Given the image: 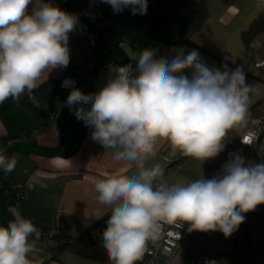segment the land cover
I'll return each instance as SVG.
<instances>
[{
    "label": "clouds",
    "instance_id": "1",
    "mask_svg": "<svg viewBox=\"0 0 264 264\" xmlns=\"http://www.w3.org/2000/svg\"><path fill=\"white\" fill-rule=\"evenodd\" d=\"M101 2L114 13L129 8L132 15H145L148 8V0ZM78 22L48 0H0V103L31 93L46 73L69 65V34ZM132 59L135 69L131 63L111 66L98 92L73 87L66 100L76 119L93 129L92 140L137 170L132 177L114 172L95 181L98 202L111 209L102 239L113 264H136L164 224L229 237L244 222V213L264 204V163L246 164L239 154H231L222 174L186 185L154 188L163 170L159 164L146 167L162 141L173 154L202 163L224 150L228 131L246 125L249 94L255 91L243 68L209 67L195 49L170 59L145 49ZM189 69L191 77L184 74ZM73 84L65 80L62 87ZM16 163L0 149V170L13 172ZM9 212L12 219L0 226V264H33L29 237L39 239L40 232L15 207Z\"/></svg>",
    "mask_w": 264,
    "mask_h": 264
},
{
    "label": "crops",
    "instance_id": "2",
    "mask_svg": "<svg viewBox=\"0 0 264 264\" xmlns=\"http://www.w3.org/2000/svg\"><path fill=\"white\" fill-rule=\"evenodd\" d=\"M84 1L94 13L108 19V31L92 47L78 22L76 30L69 34V65L42 77L39 86L42 102L51 105L59 81L85 63L104 65L85 92L89 94L98 92L107 82L111 66L131 63L135 69L137 61L132 57L145 49H154L156 58L166 59L187 55L195 49L209 67L227 64L230 69L243 68L246 83L255 89L249 94L248 115H264V0H148L145 15H132L129 8L114 13L101 0ZM48 2L73 14L63 0ZM31 8L30 5L29 12ZM184 74L191 77V70H185ZM70 92L62 91L61 95L68 97ZM22 97H10L0 103V149L6 156L17 159L13 172L0 170L1 175H8L9 183L8 189L0 188V226H6L12 219L9 208L13 207L15 184L19 182L24 187L21 215L62 239L77 240L111 212L98 202L95 181L114 172L132 177L137 170L115 161L114 150H105L92 140L93 129L77 120L74 111H60L42 136L8 143L25 132L47 126L46 118ZM83 107L90 109L91 105ZM224 143L225 148L218 156L202 163L179 151L173 154L169 143L162 141L155 157L146 163L149 168L159 164L163 170L153 187L160 183L186 185L201 178L211 179L222 174L231 154L241 155L246 164L264 163V136L248 148L240 143V130L234 128L228 131ZM262 212L264 204L258 205L249 223L238 227L231 236L210 238L211 249L200 255L192 251V245L209 237L207 232H191L185 259L208 256L222 264L221 259L228 254L230 258L236 256L233 252L249 246L255 226L253 214ZM29 242L34 244V252L29 254L33 264H113L91 261L67 249L50 259L51 250L46 243L34 239Z\"/></svg>",
    "mask_w": 264,
    "mask_h": 264
},
{
    "label": "built area",
    "instance_id": "3",
    "mask_svg": "<svg viewBox=\"0 0 264 264\" xmlns=\"http://www.w3.org/2000/svg\"><path fill=\"white\" fill-rule=\"evenodd\" d=\"M67 8L78 17L79 23L83 29L86 42L94 47L97 41L102 37L104 32L108 31V19L105 16H98L90 6H88L84 0H63ZM104 67V65H97L95 63H85L73 69L69 74L63 77L58 83V90L52 96V104L47 105L42 102L33 92H25L26 100L30 105L46 118L47 126L38 130L25 132L16 138H12L8 143L23 141L26 139L37 138L45 134L49 126L54 122L57 114L62 111L72 112L67 104V97L61 95L62 91H72V88H78L83 93L87 92L94 82L97 72ZM65 80L74 81V84L69 87H62V83ZM61 91V92H60ZM240 130V143L248 148L254 146L259 139L264 136V115L249 116L247 115V123ZM8 180L7 174H0V188L3 189V182ZM6 190V189H4ZM24 200V187L22 183L16 182L15 192L13 196V207H15L21 213V206ZM59 212L60 209H57ZM111 212L105 217L103 226L95 230L93 234V241L103 242L102 232L106 228V221L109 218ZM252 215V211L244 213L245 220L238 227L249 223V219ZM40 232L39 239H36L35 235L30 236L29 239L39 240L46 243L51 250L50 258L54 254V250L60 243L64 242V239H60L55 233L50 232L42 227L36 226ZM188 224L180 229L174 225L164 224L162 225L160 238L155 243H149L148 251L145 252L142 259L137 261L136 264H183L186 262L185 255L190 245L189 235L191 232L188 230ZM209 238H216L218 236H224L221 232H207ZM237 257H232L235 259ZM215 264L218 262L208 256L200 258L189 259V264Z\"/></svg>",
    "mask_w": 264,
    "mask_h": 264
},
{
    "label": "rangeland",
    "instance_id": "4",
    "mask_svg": "<svg viewBox=\"0 0 264 264\" xmlns=\"http://www.w3.org/2000/svg\"><path fill=\"white\" fill-rule=\"evenodd\" d=\"M252 218L253 222H255V226H253V232L249 239V246L241 247L237 252H233L236 253L237 256L235 259H231L229 256L230 254H228L227 258L221 259L222 264H264V212L254 213ZM212 242L213 240L210 238L202 241L197 240V242L192 245V251L196 253V255H200L208 251L209 248L211 249L213 245ZM186 259L184 264H189V258L186 257Z\"/></svg>",
    "mask_w": 264,
    "mask_h": 264
},
{
    "label": "trees",
    "instance_id": "5",
    "mask_svg": "<svg viewBox=\"0 0 264 264\" xmlns=\"http://www.w3.org/2000/svg\"><path fill=\"white\" fill-rule=\"evenodd\" d=\"M184 41L187 42L186 40H184ZM57 89H58V84H57ZM57 91H59V90H57ZM32 92L39 98V94L41 93V90L39 89V87L34 89ZM22 95H23L22 99L30 105V103L26 100V96L24 94H22ZM8 184H9L8 180L4 181L3 182V189H8ZM14 192H15V189H14ZM13 196H14V193H13ZM104 220H105V218H103L101 221H99L98 223L93 225L82 236H80L77 240L70 241V240L64 239V242L60 243L57 246V248L54 250V254L50 259L55 258L56 255L60 251L67 249V250H71L75 254H77V255L85 258V259L91 260V261L102 262V263H113L109 259V256H108L105 248L103 247V242L92 240L93 239L92 237H93V234L95 233V230L98 228L100 229L103 226ZM60 239H62V238H60Z\"/></svg>",
    "mask_w": 264,
    "mask_h": 264
}]
</instances>
